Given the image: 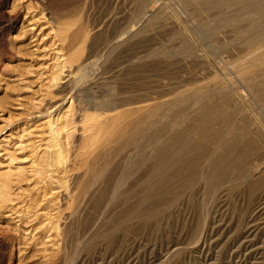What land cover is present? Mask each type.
I'll return each instance as SVG.
<instances>
[{
  "label": "rangeland",
  "instance_id": "1",
  "mask_svg": "<svg viewBox=\"0 0 264 264\" xmlns=\"http://www.w3.org/2000/svg\"><path fill=\"white\" fill-rule=\"evenodd\" d=\"M22 1L24 2L22 3ZM30 1L31 3L29 4L32 6V9H30L29 11L24 10L22 6L24 5L26 6L27 3ZM30 1L29 0L28 1L27 0H21V1L20 0H11V1L10 0H0V3H1L0 4V8H1L0 9L1 10L0 11V38L3 37L2 39H0V67H1L0 69V104H1L0 105V125H1L0 126L1 127L0 128V175L1 174L3 175V173L8 170L10 171L11 175L13 172V175L11 178L12 184L10 183V187L8 188L9 190L7 189L4 192L5 198L2 196L1 191H0V199H1L0 200V214H3V216L0 215V228L2 227L0 230V235H1L0 243L2 242L0 245V258H1L0 264H4V263L5 264H55V263L56 264H264V191H263L264 186L259 187V183L256 184L257 180L258 182L264 180V174L262 175L260 179H256V180L255 179L251 180L250 178L246 179L247 177H244L246 174L245 170H248L249 168H253L255 165H258L260 163H264V155H263L264 154V148H263L264 147L263 145L264 144V140H263L264 139V107H263L264 106V86H263L264 76H261L259 74L260 71H262L260 70L261 68L259 67L258 68L253 67V69L249 73L244 75L245 77L243 75L238 74V70L241 69V68H238L240 66V63H238V59L244 56V54L247 51V46L244 44L245 35L239 33V29L243 27L244 25H247L245 24L247 23V21L244 20L240 22L239 24H237V26L228 27L226 29H223L222 31H220L221 26H219L221 24V21H223V19L225 18L227 19L231 15V12L233 13L239 12L241 10V6H237L233 9H228V10L227 8H212L211 7L208 10L207 4L208 3L212 4L215 0L214 1L213 0L211 1L210 0H152V1L148 0L147 3H145L146 0H78V1L77 0L76 1L66 0V2L65 0H56V3L55 2L53 3V0H50V1L49 0H41V1L30 0ZM139 1H140V4H139ZM17 2H19L20 4ZM75 2H76V5L74 4ZM68 3L71 5H75L76 8L74 6L69 5ZM49 4L51 5V7H49ZM17 5L19 6V8L17 7ZM35 5L36 6L38 5V7H36ZM67 5H69V8ZM71 7H74V9L78 13ZM80 7L82 9H80ZM138 7H140V9ZM143 7H147V8L154 7L153 16L147 14L146 16L142 18L141 9H143ZM77 8L79 9L77 10ZM34 10H37V12ZM83 10L84 12H82ZM53 11H55L56 13ZM60 11H63V12L60 13ZM2 12L5 14H3ZM75 13H76V16H75ZM38 14L39 15L43 14L41 18L40 16L38 18L40 19L39 21H41L40 23L39 21H37L38 19H36L38 17L37 16ZM67 14L68 16H66ZM15 15L17 17H15ZM22 16L24 18L26 17L27 18L24 19ZM60 16H62V18ZM54 17L61 18L60 21L62 20L63 21V22L61 21L62 23H64L65 21L66 24H68L71 21L69 23L70 25H68L69 34H73L77 30L79 31L81 30V33H82L81 37L75 41V43L73 44V47L71 48L72 50H70L69 53L65 49V43L58 40L59 39L58 36L60 35V32L58 30L59 24L57 23V20H55ZM217 17H220V18H217ZM11 18L13 20H11ZM45 18H46V21L44 20ZM48 19L50 21H48ZM216 21L217 23L218 22L219 23L217 24ZM31 22L34 24H37L34 29H30L31 28V27L29 28L30 25H27ZM20 23L22 24L20 25ZM45 24L47 26H45ZM77 24L79 25L82 24V26L84 25L85 27L80 26L82 27L81 29L79 25ZM213 24L215 27L213 26ZM24 26L26 27L24 28ZM77 27H79V29ZM18 28H20L22 32H20V29ZM28 28H29L30 34L27 32ZM55 28H57V31ZM48 29L50 30L52 29L53 31L51 30L52 31L51 32ZM262 29H263L262 27H258L256 29V32H259ZM41 31H42V34H41ZM45 31L47 32L48 35L45 34L44 36V33H46ZM20 33L22 34L20 35ZM51 33L53 34L56 33L54 35L55 36L57 35V37H55ZM86 33H87V36L86 38H84ZM222 33L224 34L222 35ZM18 35L20 36L19 39L17 37ZM33 35L34 36L36 35L35 38ZM90 38L91 40H89L90 41L89 43L88 39ZM38 39H41V40H38ZM50 43H53L54 45L58 44V47L56 45L54 46L53 44H52L53 46L52 47ZM83 45H85L86 47L85 48L82 47ZM23 48H25V50ZM41 48L42 50H40ZM56 49L59 51H56ZM60 50H63L62 52L64 54L67 52L68 55H72L71 65L75 69L72 66H70V64L66 63L63 69L64 71V76H62L63 80L61 82L62 84L64 83L63 84L64 86L66 85L67 89L65 88L64 90L63 89L64 86L60 82L58 86H60V88L63 87L62 90L58 86L51 87L49 90L51 91L49 93L52 94L53 100L55 101L50 100L51 98V97L49 98L50 94L48 97L45 98L46 100H44L43 96H41L40 94L43 95L44 93L42 92L44 90H47V88L51 86V83L49 84V81H50L49 79H50L51 73H53V68L56 66V63H57L56 57L60 53ZM76 52H78L77 55L74 54ZM87 56L91 58L92 60H90ZM50 57L52 59H55V62L54 60L52 61ZM83 58L88 59L85 65L87 66L86 71L88 73V76H87L88 79L86 78V79L81 80L80 77L82 75L83 68L82 69L76 68V64L77 62L80 63L79 61H81ZM72 63H75V64H72ZM94 63H96L97 65ZM38 66H41V67H38ZM50 66H51V69L49 68ZM15 67L17 69H15ZM89 68H91L90 71H89ZM34 70L36 71V73ZM70 72L71 74L68 75ZM27 73H28V76L26 75ZM32 73L35 75H33ZM42 75L45 77H42ZM47 75L48 76L50 75V76L47 77ZM42 78L43 79L45 78V79L43 80ZM33 80H34V84H33L34 87L33 85H31L33 83ZM39 80L42 82L41 83L38 82ZM216 82L221 83L222 87L220 89L213 88ZM42 83L44 86H41ZM46 83L48 84V86L46 85ZM46 86L47 88H45ZM78 87H79V90H78ZM203 87H204V90L206 87V91L203 90ZM35 88L37 91L35 90ZM24 89H26L27 91ZM33 91H36L35 96H34ZM61 91H64L63 92L64 95L67 94L68 91L70 93L68 92L69 94H67V96L65 95L66 97L63 96V98H65L63 99L61 98L62 97L61 94H63L61 93ZM72 92L73 94L71 95ZM54 93H56V96ZM76 93H79V94H76ZM73 96L75 97V99L72 98ZM55 97H57L58 100ZM70 98L74 100L72 106L75 107V109L73 110H72L73 107L69 108V106L71 105ZM81 98L85 102L83 101L81 102ZM62 99L65 100L64 101L65 104L63 107L64 109H62V111L66 109H70L72 111L71 112V111L66 110V112L63 111L62 114L65 116L64 113H66L67 118L69 117L68 113L69 115H71V113L74 114L73 119L75 122L71 125V127L70 126L69 127L71 128V130L75 132H74L73 138H69L68 140L65 134H64L65 136L63 135L62 137V140H65L66 138V141H62V142L65 143L64 146L66 145L65 147L68 151V155H69L68 156L69 157L68 166L69 167H67L66 171H62V168L60 167L58 168L53 165L54 168L58 170L56 172V169H53V166L52 167L49 166L51 162V158H49L50 157V150H49L50 145H48L50 144V140H49L50 136L49 134H46L47 129L45 128L46 129L45 130L43 127H41L42 126L40 124L41 121L35 120L33 122L31 118H29L28 111L32 110L34 113L43 112L49 107L47 103L49 102L55 103ZM33 100H36L37 102L40 100L39 103L41 104L42 102L43 105H40V104L38 105L35 101H34L35 103L33 102L32 104ZM66 100L68 101L66 102ZM225 100H227V102ZM28 102H30L32 105L28 104ZM147 102H154L157 107V113L152 120H149V119L144 120L145 119L144 118L142 119L143 121H141V119H137L139 117L137 116V114L135 113L132 114L131 112L130 113L128 112L126 114L128 115L130 114L129 115L130 118L128 115H126L124 119L125 122H123L122 125L125 124L126 127H128L129 129H126L125 125L122 127V125L119 124V126H116V129L118 130L117 132H115L116 130L113 132L112 131L113 129L111 130L112 133L109 132L110 130L108 131L110 134L107 131H105L108 133L107 135H109L110 140L107 139L108 137L107 135H104V132L103 134H101V139L102 138L104 139V141L101 140V143L105 142L106 139L107 141H110L109 144L107 141H106L107 143H105L106 147L107 145H109L108 147L109 150L105 151L106 148L103 147L104 149L103 151H101L102 149L99 148V150L101 149L100 152L99 150L97 151L99 154H97V152L94 151L89 155L88 157L89 159L87 158L88 155L86 153H83L80 150L81 149L80 147L83 146L84 141H85V140L82 141V138L84 137L85 139L84 135L87 134V132L84 134V130L82 129L83 127H81L83 126V120L81 121L82 124L80 122V119H83L82 115L84 113L88 112V114H92L93 112H95L93 114L96 116V113L100 112L101 113L100 118L102 120L104 119L102 118L104 114H109V113L111 114L113 112L120 111V109L122 110L125 108H130V107L132 108L135 105L144 104ZM228 102L230 104H227ZM27 105L31 106L32 109H30V107H28ZM45 106H48V107L43 108ZM17 107H20L21 109L23 107V109L21 110ZM37 107H39V109ZM224 107H226V109H224ZM25 109H26L27 114L25 113ZM206 109H214L215 111H220V112L227 111L228 112L229 117L231 119L230 120L231 123L228 124L230 125L228 128L227 126L223 127L225 130L224 132L228 131V129L230 128L228 131L229 133L227 132L228 135L226 136V138L228 137L227 138L228 142L226 143L227 144L229 143L228 145L234 146L236 151L233 148L234 150H231V151L222 150L221 152L218 150H213L214 149L212 147L213 145L211 143H208L207 141H204L202 143V137L199 131H202L204 124L201 122L202 119L200 120L199 116ZM128 110L130 109H126V111ZM32 111L30 113H33ZM98 113L97 115L99 116L100 113L99 114ZM160 113H162L163 115ZM165 113L168 115H166ZM23 114L25 115L23 116ZM231 114L234 115V117L233 116L231 117ZM244 114L247 116H245ZM63 115H62L63 119L61 120V125L64 123V126L66 125L65 127H67V124L65 123L67 118L64 119ZM77 115H79L80 117ZM238 115L240 117H238ZM25 116H27L29 119ZM159 116H164V117L160 118ZM181 116L182 118H180L181 119L180 120L179 117ZM131 117L134 118V120L136 119L134 123H133L134 120L132 121ZM126 118L128 119L127 122H126ZM244 118L246 119V122ZM78 119H79V122H78ZM137 120L138 121L140 120L141 122L140 121L139 122L141 124H139V122L136 123ZM147 120L149 121L147 122ZM27 122H29L30 124ZM143 122L148 123V125L146 124L144 125ZM149 123L153 127L152 128L150 126L151 129H153V130L149 129L150 132L148 130V128H150ZM177 123L178 125H176ZM133 124H134V127H133ZM137 124L141 126H136ZM152 124H155V125L153 126ZM221 124L225 125L220 120V121H216L215 123L209 124L210 125L209 127L210 129L217 130L219 129L217 125L221 126ZM32 125L33 126L35 125L34 127L36 130L32 127ZM73 125H78L76 126L78 129L80 125L81 128L78 130ZM72 126L75 127V129ZM142 126H143V129H142ZM213 126H215L216 128ZM246 126L247 128H249L248 130L251 129L250 130L252 131L251 136L250 134H248V136L247 135L245 136ZM257 126L258 127L260 126L259 127L260 129ZM39 127L43 129L42 130L43 133L41 132V129H39ZM136 127L137 129L139 128L142 129V131L144 130V127H145L148 133L146 130L143 131L144 133L146 131L145 133L146 135L141 130H140L141 133L137 129L133 130ZM232 127L234 131L231 129ZM32 128L34 130H32ZM185 128L187 131L185 130ZM240 128L242 129L240 130ZM64 129L63 131L65 132ZM81 129H82V132H81ZM256 129H259L260 132L257 131ZM24 130H27L28 132L31 131L32 133H30V135L26 134L27 132L25 131L26 132L25 133ZM123 130L125 131L123 132ZM136 130L138 131V133L136 132ZM131 131H135V132L133 133ZM190 131H192V135ZM193 131L195 135L193 134ZM261 131L263 132V134H261L262 133ZM254 132L255 133L259 132V133L252 134ZM80 133H83L81 134V136L83 135L82 137L80 135L78 136V134ZM124 133H128L129 136L132 135V138H130L131 136L129 137L127 136V134L125 135ZM32 134L33 136H31ZM112 134H115V135L111 136L112 138H110V135ZM19 135H20V138L23 136L22 138L23 141H20V142L23 144H25L24 142H26V145H25L26 147H24L23 144L19 142V140H22L19 138ZM43 135H46V136L44 137ZM160 135L162 136L161 138H160ZM174 135L175 137L181 136L182 138H184L185 142L186 143L189 142V144L190 143L192 144L194 141H197L194 143L200 144L201 149L199 148L196 150V152L194 151V153L193 152L190 153L192 156V159L189 153H188L189 156L187 154L180 155V156H177L180 160H178L179 162H177L176 165L175 164L172 165V162H171L168 166L167 163L170 159L169 155L171 152L166 151V149H167V146H170V144L175 140ZM240 135L242 138L240 137ZM41 136L45 139V141L49 140L48 141L49 143L47 141L45 142ZM104 136H106L107 138H104ZM135 136H137V138ZM155 136L156 137L159 136L157 138L160 141ZM197 136L198 137L200 136L201 139L198 138ZM254 137L259 139V140H256L257 145L250 144V139L252 141V138ZM129 138L131 140H129ZM246 138L247 139L249 138V139L247 140ZM260 138H262V140ZM124 139H127V140H124ZM147 139L149 140V142H147L148 141ZM240 139H241V142L239 141ZM243 139L246 141V143L244 142ZM170 140H173V141H171L170 143ZM242 140L244 143L242 142ZM235 141H236V146H235ZM44 142L46 144H44ZM71 143L76 148L79 145L78 149L79 148L80 149L79 150L77 149L76 151V148L72 147ZM201 143L206 145V147L204 145L201 146ZM29 144H30V147H29ZM244 144H247V145H244ZM138 145H140L141 147ZM153 145L155 146L153 147ZM258 145H260L259 146L260 148L258 147L259 149L257 148ZM17 146H19V148L20 146H23L22 148L24 149V152L22 148L18 149ZM44 146L47 147L46 150L48 149V153L44 149L45 148ZM178 146L184 147L182 143H180V145ZM142 147L143 149H141ZM12 149H15L14 152ZM37 149L39 152L37 151ZM136 149H137V152H136ZM145 149H146V152L144 151ZM202 149H204L205 153L204 151H202ZM83 150L84 152L87 151L85 149ZM207 150H210L211 153H209V151L207 152ZM253 150L254 152H252ZM257 150L261 152L260 153L255 152ZM19 151L22 153H20ZM4 152H8V153L6 154ZM41 152L44 154L47 153L45 154L47 156L43 154L41 155ZM76 152H79V155ZM95 152L96 154H94ZM105 152L106 154H104ZM246 152H249V154H247ZM70 154H71V157H70ZM75 154H77L78 157L80 156V158H82L81 157L82 155H85V156L87 155L85 159L87 158L86 160L88 161L85 162L84 160H82V162L84 161V163L87 164L92 160L91 161L92 163H89L90 166L88 164L85 166L84 164L85 167H82V165L80 167L79 162H81V160L80 158H78L80 161L77 160V155L75 156ZM258 154H260L261 157ZM7 155L9 159L7 158ZM199 155L202 157L200 158ZM232 155L235 157V159L234 157H232ZM256 155L259 157H257ZM74 156L76 158H73ZM105 156L107 158H110V166L106 168L105 166L109 165L108 163L109 161L107 162L108 159ZM126 156H127V159H126ZM193 156L195 158H193ZM99 157L101 158V160ZM182 157L184 158V160H182L183 159ZM197 157H199V159ZM237 157L238 159H236ZM25 158H28V159H25ZM43 158H45V160L47 161H45ZM92 158H94L95 161ZM102 158L104 160H102ZM219 158L223 159L222 167L224 168L216 167L217 165L213 164L214 163L213 160L216 161ZM239 158H241L240 163H239ZM13 159H15L16 161H14ZM37 159H39L38 160L39 162L37 161ZM157 159L161 163L156 161ZM243 159H245V161H242ZM259 159L263 162H261ZM24 160H27V161H24ZM96 160L100 162L98 163V161ZM192 160H195L196 163L195 161L194 163H192L193 162ZM224 160L225 161L227 160V161L225 162ZM228 160H231V161H228ZM70 161H72V163ZM189 161L191 162V164L188 163ZM200 161L202 164L200 163ZM41 162L43 164H40ZM45 162H47L49 165ZM152 162L153 163L156 162L155 164L159 163V166L156 168V171L158 172L154 171L155 174L154 173L151 174L152 172L151 169L153 165ZM224 162L226 163V165ZM231 162L233 163L231 164ZM241 162H243L244 165L246 164L245 165L246 167H243V164L240 165ZM7 163H9L8 167H7ZM91 164L93 165L96 164V166H93V165L91 166ZM17 165L19 166V168L22 167L21 169L23 170V173H24L22 177L24 178L22 177L20 178L18 176L16 177V174H17L16 168L18 167ZM26 165L27 167L29 166L27 169L25 167ZM46 165H48L49 167ZM161 165H162V168H160ZM213 165H215L216 168ZM233 165H237L236 169L239 168L238 169L239 171L236 169H233L234 170L233 172L230 171L232 169L229 170L231 173H233L232 175L235 177L233 180L231 179L232 175L230 174H228L229 176L227 175V173H230L229 171L224 173L225 180L221 181L222 183L220 185L217 182H215L214 179L208 177V175L213 173L214 170H217L218 168L223 170L225 169V166L232 167ZM101 166H104V168ZM166 166H167V169H166ZM207 166L209 167V169ZM241 166L243 167L242 171H240V168H242ZM40 167L44 169L43 170L44 174ZM89 167H91L92 173L96 171L93 174L97 175L98 178L100 177L99 179L97 177H94V175L90 173L91 172L90 170L89 175H92L94 177L91 180L92 176L88 175V170H87V169H90ZM92 167L94 168L96 167V169L97 167H99L101 168L103 172L101 173V170L99 168L98 169L100 171L99 170L97 171L96 169H93ZM129 167L131 168L129 169ZM172 167L174 168V170H176L177 173H175ZM193 167H195L194 170L197 171V173L195 171H194L195 173H193ZM84 168L85 169L87 168V169L85 170ZM28 169H29V172L27 171ZM35 169L37 171H35ZM103 169H105V171ZM168 169L170 172L172 171L171 174L169 173ZM180 169L182 170V172L184 170V172L185 173L187 172V173L182 174ZM1 170L3 173L1 172ZM46 170L49 171L48 174ZM70 170H72V173ZM84 170L86 171L88 177L85 174ZM59 171L62 173L64 172V173L60 174ZM125 171L127 173H125ZM163 171H167V172H163ZM173 171L175 173V176L177 175L176 176L177 178L173 177L172 175L174 174ZM199 171H200V176H198ZM25 172L27 173L25 174ZM98 172H100V174L102 175H100ZM189 172H191V175L189 174ZM234 172L239 175V178L241 177L242 178L241 179L237 178L236 176L238 175L234 174ZM83 173L85 174V176L83 175ZM31 174L35 175V176L33 175L35 179H33ZM162 174L163 176L165 174V176L163 177L164 179L161 177ZM187 174L189 175V177H187L188 176ZM178 175L180 176L182 180L178 178L179 177ZM183 175H185V177ZM171 176L174 180L171 178ZM29 177H30L29 179L30 181L27 180ZM117 177H119V179L122 178V181L126 178L123 181L124 183L126 182L125 183L126 185L122 186L124 185V183L121 180H119ZM165 177H167V179ZM168 177L171 179H168ZM186 177H187L186 180H188L187 182H190L193 179L190 177H194V179L192 180L195 182L194 184L195 185L197 184L196 186H198V184L200 183V185L198 187H196L195 185L191 186L190 184L185 182L186 180L184 178ZM13 178L15 179L14 180L15 184H13ZM31 178L33 180H31ZM53 178H55L56 180L58 179V180L56 181ZM87 178H89L90 180ZM96 178L99 181L98 183L99 187L97 186V183L95 182L97 181ZM110 179L112 181H110ZM161 179H162V182L163 181L165 182V184L162 186H161L162 182H160ZM198 179L200 180L198 181ZM210 179L211 181L212 180L213 181L211 182ZM115 180L116 181L119 180L118 182H121V184L122 183L123 184L121 185ZM139 180L141 182H139ZM234 180L237 181V183H235ZM90 181L92 182V185L90 184L91 183ZM108 181H110V183ZM240 181L244 183L242 182L240 183ZM251 181H253L252 184H251ZM93 182H95L94 184L96 186L93 184ZM166 182L167 184H170L171 186H174V187L172 188L170 185H167ZM233 182L235 183V185ZM107 183L110 186H107L108 185ZM112 183H115V184L118 183V184L115 185ZM179 183H181V185H179ZM253 183L255 184L256 187L254 189H250ZM119 184L121 185L120 187L117 188L119 191L116 190V188L113 189V187H117V185L119 186ZM158 184L160 185L158 186ZM12 185H15V186L13 187ZM87 185H90V186H87ZM93 185L95 187H93ZM100 185H102V187H100ZM150 185H153L154 188ZM166 185L172 188V189L169 188L172 192H170V190L167 191L168 187H166ZM175 185H177L178 189H180V193H179V190H177V187ZM247 185L250 187H248ZM81 186H83V188H80L78 190L75 188V187L79 188ZM89 187L92 188V189L90 188L92 191L93 189L96 188L94 194L91 193L92 191L89 189ZM158 187H161V188L159 189ZM163 187L165 189H162ZM100 188H103L104 190ZM121 188L122 189L124 188V189L121 190ZM132 188L133 189L135 188V190L136 189L137 190L133 191ZM189 188H191L192 190L191 189L189 190ZM260 188H261V191H260ZM85 189L87 190L86 192H85ZM151 189L153 190L155 189V191L153 190L151 191ZM161 189H162V192H161ZM83 190L85 193L84 192L81 193ZM106 190L107 191L115 190L118 193L112 192L114 194L112 195L111 192L110 194L108 192L107 194ZM125 190L126 191L130 190L131 192L130 191L128 192L130 193L131 196ZM123 191H124V194L127 193L125 194L127 196L125 197L122 196L124 195ZM184 191H185V196H184ZM189 191H190V194H189ZM192 191H196V192L192 193ZM87 192L88 193L90 192V193L86 194ZM151 192L154 193L155 196L151 197L153 195ZM181 192L184 198L182 196H179L181 195ZM169 193L170 194L172 193L173 195L175 194L176 197L175 195L173 196L172 194L170 195ZM77 194H80V195H77ZM115 194L119 196L117 197V195ZM159 194H162V195H159ZM108 195H109V198L106 197ZM110 195H112L113 197ZM144 196H146L145 198H147L145 201H143L145 199ZM158 196L159 197L162 196V197L158 198ZM195 196H197V198ZM51 197L52 198L54 197L53 199L55 200H53ZM122 197L124 198L122 199ZM99 198L101 200L103 198V201L106 200L105 203L99 200ZM127 198L128 199L130 198V199L128 200ZM141 198L142 199L144 198L142 202H140ZM72 199H75V200H72ZM113 200H115L116 202ZM138 201L140 202V204L138 203ZM165 201L167 203H170V208L168 204H167L168 206L165 205L164 203ZM177 201L178 202L180 201V202L178 203ZM73 202H75L74 205L72 204L74 207H72L71 205V203ZM174 202L177 204H175ZM50 203H52L53 205ZM99 203L100 204L102 203L101 206L103 205L101 209H100L101 206L99 205ZM141 203H143L144 205H142ZM4 205H7L6 207L9 208L10 210L7 209ZM135 205L139 209L141 208L140 211L138 208H135L136 207ZM139 205H141V207H139ZM3 209L4 210L6 209V210L4 211ZM135 209H137L139 212L136 211ZM12 210L13 211L15 210V211L13 212ZM133 211L134 213H132ZM6 214L9 216L5 217ZM50 220L52 222H50ZM48 221L50 222V224ZM60 225H62V228ZM38 226H40V229ZM49 228H51L52 230L51 229L49 230ZM58 233L59 235H57ZM63 234L65 235L63 236ZM11 241L13 242L11 243ZM174 249H177V251L174 252Z\"/></svg>",
  "mask_w": 264,
  "mask_h": 264
},
{
  "label": "bare ground",
  "instance_id": "2",
  "mask_svg": "<svg viewBox=\"0 0 264 264\" xmlns=\"http://www.w3.org/2000/svg\"><path fill=\"white\" fill-rule=\"evenodd\" d=\"M11 1V0H10ZM21 1V0H20ZM28 1V0H27ZM30 1V0H29ZM33 1V0H32ZM39 1H41V0H39ZM50 1V0H49ZM76 1V0H75ZM78 1V0H77ZM150 1H152V0H150ZM211 1V0H210ZM214 1V0H213ZM24 1H22V3H23ZM56 3V0H53V3ZM65 2H66V0H65ZM70 2V1H69ZM143 2H145V1H143ZM148 2V0H146V2L145 3H147ZM190 2V1H189ZM197 2V1H196ZM208 2V1H207ZM16 3V2H15ZM17 3H19V2H17ZM26 3V2H25ZM29 3H31V1L30 2H28L27 3V5L25 6H22L23 8H24V10H26V11H29L30 9H32V6L29 4ZM35 3V2H34ZM71 3V2H70ZM73 3V2H72ZM79 3V2H78ZM1 4V3H0ZM4 4V3H3ZM20 4V3H19ZM18 4V5H19ZM69 4V3H68ZM75 5H76V2L74 3ZM139 4H140V1H139ZM11 5V4H10ZM15 5V4H14ZM17 5V7L19 8V6ZM22 5V4H21ZM54 5V4H53ZM69 5H71V4H69ZM69 5H67L68 6V8H69ZM75 5H71V6H74L75 8H76V6ZM78 5V4H77ZM149 5V4H148ZM16 6V5H15ZM36 6V5H35ZM64 6V5H63ZM66 6V5H65ZM143 6H144V4H143ZM237 6H241V10L239 11V12H236V13H233V12H231V15L230 14H228V15H230L227 19L225 18V19H223V21H221V24L219 25V26H221V30L220 31H222L223 29H226V28H228V27H235V26H237V24H239L240 22H242V21H247V23H245V24H247V25H241V26H243V27H241L240 29H239V33H241V34H243V35H245V40H244V44L247 46V51H246V53L244 54V56H242V57H240L239 59H238V63H240V66L238 67V68H241V69H239L238 70V74L239 75H246L247 73H249L252 69H253V67H256V68H261L260 70H262V71H260V75L261 76H264V0H215L212 4H207V9L209 10V8H227V10L228 9H233V8H235V7H237ZM36 7H38V5L36 6ZM46 7V6H45ZM47 7H48V5H47ZM49 7H51V5L49 4ZM74 7H71V8H73L74 9ZM84 7V6H83ZM139 9H140V7H138ZM199 8H200V6H199ZM1 9V8H0ZM10 9V8H9ZM12 9V8H11ZM34 9V8H33ZM50 9H52V8H50ZM49 9V10H50ZM72 9V10H73ZM79 8H77V10H78ZM80 9H82L81 7H80ZM110 9V8H109ZM156 9V8H155ZM163 9V8H162ZM75 10V9H74ZM85 10V9H84ZM84 10L82 11V12H84ZM142 10V13H141V16H142V18L144 17V16H146L147 14L148 15H151V16H153V14H154V7H151V8H147V7H143V9H141ZM211 10V9H210ZM222 10V9H221ZM225 10V9H224ZM236 10V9H235ZM1 11V10H0ZM14 11H15V9H14ZM34 11H36L37 12V10H34ZM51 11V10H50ZM76 11V10H75ZM74 11V12H75ZM79 11H81V10H79ZM4 12H6V11H4ZM24 12V11H23ZM35 12V13H36ZM53 12H55V11H53ZM61 12H63V11H60V13ZM77 12V11H76ZM223 12H225V11H223ZM228 12V11H227ZM3 13V12H2ZM10 13H11V11H10ZM40 13V12H39ZM43 13V12H42ZM56 13V12H55ZM78 13V12H77ZM229 13V12H228ZM3 14H5V13H3ZM14 14V13H13ZM21 14H22V12H21ZM24 14V13H23ZM27 14H28V12H27ZM34 14V13H33ZM47 14V13H46ZM63 14V13H62ZM64 14H65V12H64ZM42 15L43 14H41V15H37L38 17L36 18V19H38L39 18V16H40V18L42 17ZM49 15V14H48ZM48 15H46V16H48ZM82 15V14H81ZM120 15V14H119ZM20 16V15H19ZM50 16V15H49ZM66 16H68V14L66 15ZM75 16H76V13H75ZM79 16V15H78ZM135 16V15H134ZM163 16V15H162ZM213 16V15H212ZM217 16V15H216ZM15 17H17L16 15H15ZM14 17V18H15ZM23 17V16H22ZM24 17H25V15H24ZM23 17V18H24ZM31 17V16H30ZM43 17H45V16H43ZM55 17H56V15H55ZM54 17V18H55ZM61 18H62V16H60ZM27 18V17H26ZM26 18H24V19H26ZM58 18V19H57ZM57 18H55V20H57V23L59 24V27H58V30H59V32H60V35L58 36L59 37V39L58 40H60L61 42H64L65 43V49L68 51V53L70 52V50H72L71 48L73 47V44L75 43V41L78 39V38H80L81 37V30L79 31V30H77V31H79V32H74L73 34H69L68 32H69V26L68 25H70L69 23L71 22H69L68 24H66L65 23V21H64V23H62L61 21H60V19L61 18H59V17H57ZM147 18V17H146ZM145 18V19H146ZM158 18V17H157ZM217 18H220V17H217ZM8 19V18H7ZM49 19H50V17H49ZM48 19V21H50ZM77 19H79V18H77ZM141 19V18H140ZM144 19V20H145ZM11 20H13L12 18H11ZM10 20V21H11ZM29 20V19H28ZM40 19H38L37 21H39ZM45 21H46V18L44 19ZM51 20H52V18H51ZM63 20H64V18H63ZM67 20V19H66ZM142 20V19H141ZM152 20V19H151ZM33 21V20H32ZM44 21V22H45ZM69 21V20H68ZM77 21V20H76ZM218 21V20H217ZM217 21H216V23H217ZM219 21H220V19H219ZM17 22V21H16ZM24 22V21H23ZM30 22V21H29ZM41 21H39V23H40ZM80 22V21H79ZM138 22V21H137ZM144 22H146V21H144ZM199 22V21H198ZM209 22V21H208ZM28 23V22H27ZM26 23V24H27ZM39 23H38V25H39ZM46 23V22H45ZM50 23V22H49ZM52 23V22H51ZM106 23V22H105ZM215 23V22H214ZM219 23V22H218ZM217 23V24H218ZM7 24V23H6ZM11 24V23H10ZM22 23H20V25H21ZM25 24V25H26ZM43 24V23H42ZM48 24V23H47ZM72 24V23H71ZM141 24V23H140ZM147 24V23H146ZM145 24V25H146ZM205 24V23H204ZM208 24V23H207ZM20 25H19V27H20ZM27 25H30L29 26V28L30 29H34L35 27H36V25L37 24H34V23H29V24H27ZM51 25V24H50ZM77 25H79V24H77ZM134 25V24H133ZM4 26V25H3ZM43 26V25H42ZM45 26H47L46 24H45ZM55 26V25H54ZM80 26H82V24L81 25H79V27ZM84 26V25H83ZM82 26V27H83ZM213 26H214V24H213ZM245 26H246V28H245ZM22 27V26H21ZM26 26H24V28H25ZM79 27H77L78 29H79ZM82 27H80L81 29H82ZM85 27V26H84ZM215 27V26H214ZM258 27H262L263 29L261 30V31H259V32H256V29L258 28ZM29 28H28V30H27V32L29 33ZM41 28V27H40ZM43 28V27H42ZM53 28V27H52ZM117 28V27H116ZM219 28V27H218ZM15 29V28H14ZM18 29H20V28H18ZM38 29V28H37ZM56 29V31H57V28H55ZM114 29V28H113ZM144 29V28H143ZM9 30V29H8ZM16 30V29H15ZM26 30V29H25ZM48 30H50V29H48ZM52 30V29H51ZM50 30V31H51ZM127 30V29H126ZM32 31V30H31ZM36 31V30H35ZM53 31V30H52ZM51 31V32H52ZM86 31V30H85ZM238 31V30H237ZM10 32V31H9ZM9 32H7V33H9ZM18 32H19V30H18ZM20 32H22L21 31V29H20ZM37 32H38V30H37ZM40 32V31H39ZM46 32V31H45ZM82 32H83V30H82ZM88 32V31H87ZM93 32V31H92ZM216 32V31H215ZM5 33V32H4ZM26 33V32H25ZM27 33V34H28ZM33 33V32H32ZM232 33V32H231ZM22 33H20V35H21ZM26 34V35H27ZM30 34V33H29ZM28 34V35H29ZM41 34H42V31H41ZM45 34H47V32L46 33H44V36H45ZM51 34H53V33H51ZM54 34H56V33H54ZM53 34V35H54ZM224 33H222V35H223ZM4 35V34H3ZM26 35H24V36H26ZM48 35V34H47ZM209 35V34H208ZM214 35V34H213ZM233 35V34H232ZM2 36V35H1ZM23 36V35H22ZM34 36V35H33ZM32 36V37H33ZM36 36V35H35ZM35 36H34V38H35ZM38 36V35H37ZM55 36V35H54ZM86 36H87V33H86V35H85V37H84V35H83V37L84 38H86ZM128 36V35H127ZM18 37V39H19V35L17 36ZM52 37V36H51ZM55 37H57V35L55 36ZM109 37V36H108ZM107 37V38H108ZM189 37V36H188ZM244 37V36H243ZM3 38V37H2ZM2 38H0V39H2ZM13 38V37H12ZM22 38V37H21ZM46 38V37H45ZM115 38H117V37H115ZM217 38V37H216ZM36 39H37V37H36ZM49 39V38H48ZM189 39V38H188ZM244 39V38H243ZM242 39V40H243ZM16 40V39H15ZM30 40V39H29ZM31 40H32V38H31ZM38 40H41V39H38ZM51 40V39H50ZM49 40V41H50ZM89 40H91V38L90 39H88V41ZM224 40V39H223ZM45 41V40H44ZM29 42V41H28ZM37 42V41H36ZM43 42V41H42ZM46 42H47V40H46ZM86 42V41H85ZM39 43V42H38ZM41 43V42H40ZM57 43H59V42H57ZM88 43V42H87ZM89 43H90V41H89ZM51 44V46H52V44L53 43H50ZM50 44H49V46H50ZM85 44V43H84ZM42 45V44H41ZM47 45H48V43H47ZM54 45V44H53ZM56 45V44H55ZM54 45V46H55ZM61 45V44H60ZM221 45V44H220ZM241 45V44H240ZM37 46V45H36ZM39 46V45H38ZM46 46V45H45ZM57 47H58V44L56 45ZM78 46V45H77ZM40 47V46H39ZM42 47V46H41ZM53 47V46H52ZM56 47V48H57ZM82 47H86L85 45H83ZM91 47V46H90ZM48 48V47H47ZM76 48V47H75ZM83 48V49H84ZM116 48V47H115ZM188 48V47H187ZM186 48V49H187ZM198 48V47H197ZM242 48V47H241ZM24 50H25V48H23ZM31 49V48H30ZM53 49V48H52ZM59 49V48H58ZM92 49V48H91ZM40 50H42V48L40 49ZM64 50V49H63ZM63 50H60V53L57 55V57H56V61H57V63H56V66L53 68V73H51V76H50V81H49V84L51 83V86H49L48 88H47V86H48V84L46 83V87L45 88H47V90H44L42 93H44L43 95L42 94H40L41 96H43V99L44 100H46L45 98L46 97H48L49 96V92H51V91H49L50 90V88L51 87H55V86H58L59 84H60V82L63 80V77L62 76H64V71H63V69H64V67H65V65H66V63H68V64H70V66H72L71 65V60H72V55H68V53L66 52L65 54L62 52ZM27 51V50H26ZM56 51H59V50H57L56 49ZM55 51V52H56ZM78 51V50H77ZM188 51V50H187ZM51 52H53V51H51ZM54 52V53H55ZM37 53V52H36ZM77 53L78 52H76V53H74V54H76L77 55ZM83 53H84V51H83ZM189 53V52H188ZM24 54V53H23ZM39 54V53H38ZM44 54V53H43ZM42 54V55H43ZM49 54V53H48ZM224 54H225V52H224ZM29 55V54H28ZM33 55V54H32ZM37 55V54H36ZM84 55V54H83ZM87 55V54H86ZM105 55V54H104ZM41 56V55H40ZM49 56V55H48ZM48 56H47V58H48ZM51 56V55H50ZM54 56H56V55H54ZM18 57V56H17ZM45 57V56H44ZM43 57V58H44ZM84 57H86V56H84ZM88 57V56H87ZM30 58V57H29ZM41 58V57H40ZM51 58V57H50ZM77 58V57H76ZM89 58V57H88ZM136 58V57H135ZM224 58V57H223ZM227 58V57H226ZM39 59V58H38ZM42 59V58H41ZM52 59V58H51ZM78 59V58H77ZM90 60H92L91 58H89ZM233 59H234V57H233ZM54 60V62H55V59H52V61ZM100 60V59H99ZM202 60H203V58H202ZM87 61H88V59H85V58H83L81 61H79L80 63H78L77 62V64H78V66H77V64H76V68H78V69H82V75H81V80L82 79H86L87 78V76H88V73H87V71H86V68H87V66H85L86 65V63H87ZM51 62V61H50ZM95 62V61H94ZM98 63V62H97ZM29 64V63H28ZM53 64V63H52ZM51 64V65H52ZM72 64H75V63H72ZM94 64H96V63H94ZM202 64V63H201ZM237 64V63H236ZM24 65V64H23ZM97 65V64H96ZM205 65H207V64H205ZM25 66V65H24ZM29 66V65H28ZM19 67V66H18ZM38 67H41V66H38ZM73 67V66H72ZM71 67V68H72ZM89 67V66H88ZM228 67V66H227ZM4 68V67H3ZM30 68V67H29ZM44 68H45V66H44ZM50 69H51V66L49 67ZM74 68V67H73ZM94 68V67H93ZM207 68H208V66H207ZM217 68V67H216ZM0 69H1V67H0ZM15 69H17L16 67H15ZM38 69V68H37ZM46 69H48V68H46ZM75 69V68H74ZM90 69L91 68H89V71H90ZM3 70V69H2ZM1 70V71H2ZM18 70H20V69H18ZM39 70V69H38ZM66 70V69H65ZM204 70V69H203ZM35 71V70H34ZM49 71V70H48ZM47 71V72H48ZM72 71V70H71ZM216 71V70H215ZM17 72V71H16ZM40 72V71H39ZM44 72V71H43ZM46 72V73H47ZM50 72V71H49ZM52 72V71H51ZM73 72V71H72ZM2 73V72H1ZM35 73H36V71H35ZM38 73V72H37ZM66 73V72H65ZM81 73V72H80ZM30 74V73H29ZM33 74V73H32ZM49 74V73H48ZM71 74V72L68 74V75H70ZM222 74V73H221ZM20 75H22V74H20ZM27 76H28V73L26 74ZM31 75V74H30ZM33 75H35V74H33ZM45 75V74H44ZM219 75V74H218ZM228 75V74H227ZM236 75V74H235ZM32 76V75H31ZM46 76V75H45ZM45 76H43L42 75V77H45ZM48 75H47V77H49ZM22 77V76H21ZM38 77V76H37ZM208 77V76H207ZM236 77V76H235ZM245 77V76H244ZM17 78V77H16ZM26 78V77H25ZM66 78V77H65ZM79 78V79H80ZM220 78V77H219ZM263 78V77H262ZM23 79V78H22ZM43 79V78H42ZM45 79V78H44ZM43 79V80H44ZM88 79V78H87ZM222 79V78H221ZM26 80V79H25ZM36 80H37V78H36ZM35 80V81H36ZM48 80V79H47ZM46 80V81H47ZM71 80V79H70ZM219 80V79H218ZM244 80V79H243ZM16 81V80H15ZM23 81V80H22ZM32 81V80H31ZM66 81V80H65ZM220 81V80H219ZM18 82V81H17ZM24 82V81H23ZM22 82V83H23ZM38 82H42V81H38ZM83 82V81H82ZM206 82V81H205ZM221 82V81H220ZM25 83V82H24ZM27 83V82H26ZM29 83H30V81H29ZM39 83V84H40ZM44 83V82H43ZM43 83H42V85L41 86H44L43 85ZM109 83V82H108ZM34 84V80H33V83L31 84V85H33ZM37 84V83H36ZM61 84H62V82H61ZM64 84V83H63ZM62 84V85H63ZM102 84V83H101ZM111 84V83H110ZM8 85H9V83H8ZM18 85V84H17ZM61 85V86H62ZM255 85V84H254ZM29 86V85H28ZM28 86H26V87H28ZM35 86H37V85H35ZM40 86V87H41ZM64 86V85H63ZM73 86V85H72ZM102 86V85H101ZM207 86V85H206ZM211 86V85H210ZM264 86V85H263ZM20 87V86H19ZM32 87V86H31ZM33 87H34V85H33ZM59 88H60V86H58ZM75 87V86H74ZM222 86H221V83H219V82H216V84L214 85V87L213 88H221ZM256 87V86H255ZM63 88V87H62ZM62 88H60L61 90H62ZM65 88H66V85L64 86V90H65ZM76 88V87H75ZM74 88V89H75ZM92 88V87H91ZM250 88V87H249ZM28 89H30V88H28ZM42 89V88H41ZM59 89V90H60ZM67 89V88H66ZM88 89V88H87ZM253 89V88H252ZM257 89V88H256ZM255 89V90H256ZM24 90H26V89H24ZM34 90V89H33ZM35 90H36V88H35ZM52 90H53V88H52ZM77 90V89H76ZM78 90H79V87H78ZM203 90H204V87H203ZM27 91V90H26ZM30 91H32V90H30ZM37 91V90H36ZM36 91H33L34 92V96H35V93H36ZM81 91V90H80ZM204 91H206V87H205V90ZM33 92H31V93H33ZM54 92H55V90H54ZM57 92V91H56ZM64 91H61V93H63ZM67 92V91H66ZM65 92V93H66ZM69 92V91H68ZM67 92V94H69ZM76 92V91H75ZM86 92H87V90H86ZM115 92H116V90H115ZM213 92V91H212ZM82 93H84V92H82ZM210 93V92H209ZM38 94V93H37ZM55 94V96H56V93H54ZM67 94H65L66 96H67ZM73 94V92L71 93V95ZM76 94H79V93H76ZM205 94V93H204ZM237 94V93H236ZM64 95V93L63 94H61V98H63V96H65ZM209 95V94H208ZM29 96V95H28ZM33 96V95H32ZM32 96H30V97H32ZM37 96V95H36ZM65 96V97H66ZM69 96V95H68ZM231 96V95H230ZM29 97V98H30ZM52 99H51V98ZM71 97V96H70ZM23 98V97H22ZM40 98V97H39ZM49 98H50V100L52 101L53 100V97H52V94H50V96H49ZM56 99H57V97H55ZM68 98V97H67ZM72 98H74L75 99V97L73 96ZM72 98H70V100H71V105L69 106V108L70 107H73L72 105H73V99ZM219 98V97H218ZM37 99V98H36ZM60 99V98H59ZM63 99H65V98H63ZM60 100V101H58V102H49V103H47V105L49 106H45V107H43V108H47L48 107V109H44L45 111H43V112H37V113H34L32 110H30V111H28L29 113H28V115H29V118H31V120L34 122L35 120H37V121H41L40 122V124L42 125L41 127H43L44 129L46 128L47 129V132H46V134H49V136H50V144H48V145H50L49 146V150H50V157L49 158H51V162H50V165L47 163V162H45V163H47L50 167H52L53 165L54 166H56V167H60V168H62V171H66V169H67V167H69L68 166V162H69V155H68V151H67V149H66V145L64 146V144L65 143H63L62 141H66V138H65V140H62V137H63V135L65 134L66 135V137H67V140L69 139V138H73V136H74V132L75 131H73V130H71V125L75 122L74 121V119H73V116H74V114L73 113H71V115H69V113H68V118H67V114L66 113H64L65 114V116L62 114V112L63 111H65L66 112V110L67 111H71L70 109H66V110H63L62 111V109H64L63 107H64V104H65V100ZM123 99V98H122ZM224 99V98H223ZM237 99V98H236ZM58 100V99H57ZM118 100V99H117ZM145 100V99H144ZM16 101V100H15ZM36 102L38 105L40 104L39 103V101L37 102L36 100H33L32 101V104H33V102ZM53 101H55V100H53ZM68 100H66V102H67ZM83 100H82V98H81V102H82ZM109 101V100H108ZM121 101V100H120ZM226 102H227V100H225ZM34 102V103H35ZM70 102V101H69ZM68 102V103H69ZM83 102H85V101H83ZM116 102V101H115ZM123 102V101H122ZM230 102V101H229ZM227 103V104H230V103ZM236 102V101H235ZM262 102V101H261ZM105 103V102H104ZM237 103V102H236ZM20 104V103H19ZM28 104H30V105H32L30 102H28ZM160 104V103H159ZM226 104V103H225ZM1 105V104H0ZM40 105H43L42 104V102H41V104ZM104 105V104H103ZM175 105V104H174ZM223 105V104H222ZM22 106V105H21ZM28 107H30V109H32L31 108V106H29V105H27ZM26 106V107H27ZM75 106V105H74ZM158 106V105H157ZM201 106V105H200ZM234 106V105H233ZM238 106V105H237ZM85 107V106H84ZM84 107H83V109H84ZM228 107H230V106H228ZM239 107V106H238ZM264 107V106H263ZM17 108H19V109H21L20 107H17ZM25 108V107H24ZM38 109H39V107H37ZM68 108V107H67ZM77 108H78V106H77ZM108 108V107H107ZM110 108V107H109ZM237 108V107H236ZM22 109H23V107H22ZM21 109V110H22ZM36 109V108H35ZM52 109V110H51ZM73 109H75V107H73L72 108V110ZM114 109V108H113ZM120 109V108H119ZM126 109H130V110H128V111H126ZM159 109V108H158ZM221 109V108H220ZM224 109H226V107H224ZM229 109H231V108H229ZM239 109V108H238ZM262 109V108H261ZM43 110V109H42ZM78 110V109H77ZM82 110V109H81ZM162 110V109H161ZM240 110V109H239ZM238 110V111H239ZM33 112V113H30V112ZM41 111V110H40ZM79 111V110H78ZM126 111V112H125ZM193 111V110H192ZM24 112V111H23ZM23 112H21V113H23ZM72 112V111H71ZM76 112V111H75ZM135 113V114H137V116H139L137 119H141V121H143L142 119H144V120H146V119H149V120H152L153 118H154V116L156 115V113H157V107H156V104L154 103V102H147V103H144V104H139V105H135L134 107H130V108H125V109H120V111H116V112H113V113H109V114H104L103 115V117L102 118H104V119H102L101 120V113H100V115L98 116L97 115V113H96V116L93 114V113H95V112H93L92 114H88V112L87 113H84L82 116H83V119H80V122L83 120V126H81V127H83L82 129L84 130V134L87 132V134L86 135H84L85 136V139H84V137L82 138V141L83 140H85L84 141V144H83V146H81L79 149L83 152V153H86L87 155V158L89 157V155L92 153V152H94V151H98L99 150V148H101L100 150L101 151H103V149L104 148H106L105 149V151H107V150H109V145H107V147L105 146L106 144L105 143H107L108 142V144H109V142L110 141H107V139H109V135H107L109 132H111V130L114 132L115 130V132H117L118 130L116 129V126H119V124H121L122 125V123L123 122H125L124 121V119H125V117H126V115H128V114H126V113ZM196 112V111H195ZM20 113V114H21ZM25 113H26V109H25ZM77 113V112H76ZM81 113V112H80ZM98 113V114H99ZM169 113V112H168ZM173 113V112H172ZM201 113V112H200ZM232 113H233V111H232ZM240 113V112H239ZM253 113V112H252ZM27 114V113H26ZM159 114V113H158ZM157 114V115H158ZM160 114H162V113H160ZM166 114V113H165ZM175 114V113H174ZM182 114V113H181ZM187 114V113H186ZM236 114V113H235ZM25 114H23V116H24ZM62 115L64 116V119L65 118H67L66 119V121H65V123L67 124V127H65L64 126V123L62 124L64 127H65V129H64V127L61 125V120L63 119V117H62ZM130 115V114H129ZM128 115V116H129ZM163 115V114H162ZM166 115H168V114H166ZM177 115V114H176ZM245 115V114H244ZM257 115V114H256ZM21 116V115H20ZM77 116H79V115H77ZM127 116V117H128ZM136 116V115H135ZM165 116V115H164ZM164 116H159L160 118L161 117H164ZM186 116V115H185ZM234 117V115H232L231 114V117ZM245 116H247V115H245ZM250 116V115H249ZM25 117H27V116H25ZM80 117V116H79ZM238 117H240L239 115H238ZM18 118V117H17ZM23 118V117H22ZM28 118V117H27ZM28 118V119H29ZM129 118H130V116H129ZM166 118V117H165ZM176 118H178V117H176ZM175 118V119H176ZM180 118H182V116L181 117H179V119ZM187 118V117H186ZM199 118H200V120H201V122L204 124V127L202 128V131H199V133L201 134V137H202V143L204 142V141H207L208 143H211L213 146V150H218V151H221L222 152V150H229V151H231V150H234L235 148H234V146H232V145H228L226 142H228L227 141V138H226V136L228 135V131H229V129H228V131H226V132H224L225 130H224V128L223 127H226L227 126V128L230 126V125H228V124H230L231 122H230V117H229V114H228V112L227 111H222V112H220V111H215L214 109H206V110H204L203 112H202V114L199 116ZM259 118V117H258ZM131 119H132V121L134 120V118H132L131 117ZM241 119V118H240ZM239 119V120H240ZM27 120V119H26ZM127 118H126V122H127ZM136 120V119H135ZM135 120L133 121V123L135 122ZM149 120H147V122L149 121ZM156 120V119H155ZM159 120V119H158ZM181 120V119H180ZM193 120V119H192ZM221 120V122L223 123V124H225V125H222L221 124V126H218L217 125V127L219 128V129H217V130H213V129H210V125L209 124H212V123H215L216 121H220ZM234 120V119H233ZM244 120H245V122H246V119L244 118ZM244 120H242V121H244ZM13 121V120H12ZM22 121V120H21ZM140 121V120H139ZM138 120H137V122L136 123H138L139 122ZM140 121V122H141ZM154 121V120H153ZM171 121H172V119H171ZM63 122V121H62ZM78 122H79V119H78ZM129 122V121H128ZM139 122V124H141ZM145 122V121H144ZM143 122V123H144ZM155 122V121H154ZM158 122V121H157ZM160 122V121H159ZM175 122H176V120H175ZM18 123V122H17ZM24 123V122H23ZM22 123V124H23ZM27 123H29V122H27ZM77 123V122H76ZM142 123V124H143ZM151 123H153V122H151ZM252 123V122H251ZM10 124V123H9ZM30 124V123H29ZM33 124V123H32ZM35 124H36V122H35ZM80 124V123H79ZM81 124H82V122H81ZM80 124V125H81ZM148 125V123H144V125ZM150 124V123H149ZM157 124V123H156ZM160 124V123H159ZM12 125V124H11ZM80 125H79V129L81 128L80 127ZM125 125V124H124ZM124 125H122V127L124 126ZM143 125V126H144ZM153 126L155 125V124H152ZM176 125H178V123L176 124ZM1 126V125H0ZM10 126V125H9ZM35 126V125H34ZM33 125H32V127L35 129V127H34ZM70 126V127H69ZM73 126H78V125H73ZM72 126V127H73ZM127 126H129V125H127ZM136 126H141V125H136ZM143 126H142V129H143ZM151 126V124L149 125V127ZM164 126V125H163ZM191 126V125H190ZM193 126V125H192ZM196 126V125H195ZM6 127V126H5ZM18 127V126H17ZM25 127V126H24ZM75 127H73L74 129H75ZM125 127H126V125H125ZM124 127V128H125ZM133 127H134V124H133ZM152 127V126H151ZM151 127L150 128H148V130L149 129H151ZM211 127H212V125H211ZM213 127H215V126H213ZM220 127H221V129H220ZM238 127H240V126H238ZM251 127V126H250ZM258 127V126H257ZM260 127V126H259ZM258 127V128H259ZM1 128V127H0ZM11 128H12V126H11ZM32 128V130H34ZM77 128V127H76ZM120 128H121V126H120ZM123 128V129H124ZM153 128V127H152ZM156 128V127H155ZM168 128V127H167ZM195 128V127H194ZM216 128V127H215ZM235 128V127H234ZM256 128V127H255ZM14 129V128H13ZM17 129H19V128H17ZM22 129V128H21ZM39 129H41L40 127H39ZM45 129V130H46ZM63 129L65 130V132L63 131ZM78 129V128H77ZM78 129V130H79ZM82 129H81V132H82ZM126 129H129L128 127H126ZM135 129H137V127L136 128H134L133 130H135ZM142 129H137V130H139V132L141 133V131H142ZM232 130H233V127L231 128ZM242 128H240V130H241ZM245 129V128H244ZM249 128H247V126H246V134H245V136L247 135L248 136V134H250V136H251V132L252 131H250V130H248ZM260 129V128H259ZM259 129H256L257 131H259L260 132V130ZM28 130V129H27ZM27 130H24V132L26 133V134H29L30 135V133H32L31 131L30 132H28ZM36 130V129H35ZM42 130L43 129H41V132H42ZM45 130H44V132H45ZM110 130V131H109ZM136 130V132L138 133V131ZM141 130V131H140ZM144 130H146L147 131V129H145V127H144ZM143 130V131H144ZM151 130H153V129H151ZM178 130V129H177ZM185 130H186V128H185ZM262 130V129H261ZM22 131V130H21ZM20 131V132H21ZM105 131H109L108 133L107 132H105ZM125 130H123V132H124ZM142 131V132H143ZM146 131H145V133H146ZM163 131V130H162ZM187 131V130H186ZM234 131V130H233ZM244 131V130H243ZM244 131V132H245ZM2 132V131H1ZM23 132V133H24ZM41 132H39V133H41ZM64 132V133H63ZM103 132H104V135H107V137L106 136H104V138H107L106 140H105V142H103V143H101V140L102 141H104V139L102 138L101 139V134H103ZM130 132V131H129ZM131 132H135V131H131ZM149 132H150V130H149ZM153 132V131H152ZM151 132V133H152ZM175 132V131H174ZM184 132V131H183ZM191 132V135H192V131H190ZM228 132V133H227ZM241 132V131H240ZM258 132V133H259ZM262 132V131H261ZM12 133V132H11ZM16 133V132H15ZM23 133H22V135H23ZM43 133V132H42ZM106 133V134H105ZM112 133V132H111ZM132 133V134H133ZM136 133V134H137ZM144 133V132H143ZM144 133V134H145ZM147 133H148V131H147ZM160 133V132H159ZM158 133V134H159ZM177 133V132H176ZM242 133V132H241ZM258 133H252V134H258ZM25 134V135H26ZM37 134V133H36ZM45 134V133H44ZM81 134H83V133H80V134H78V136L80 135L81 136ZM110 134V133H109ZM125 135L127 134V136H129L128 135V133H124ZM187 134V133H186ZM193 134H194V131H193ZM261 134H263V132L261 133ZM28 135V136H29ZM42 135V134H41ZM64 135V136H65ZM113 135H115V134H112V135H110V138H112L111 136H113ZM119 135V134H118ZM118 135H117V137H118ZM146 135V134H145ZM165 135V134H164ZM176 135V134H175ZM175 135H174V137H175ZM195 135V134H194ZM197 135H198V133H197ZM11 136V135H10ZM31 136H33V134L31 135ZM44 137L46 136V135H43ZM83 136V135H82ZM81 136V137H82ZM131 136V137H130ZM129 137L130 138H132V135H130ZM138 136V135H137ZM137 136H135L136 138H137ZM231 136V135H230ZM235 136V135H234ZM249 136V137H250ZM260 136H262V135H260ZM18 137V136H17ZM25 137H27V136H25ZM42 137V136H41ZM48 137V136H47ZM103 137V136H102ZM142 137V136H141ZM156 137V136H155ZM157 137H159V136H157ZM156 137V138H157ZM162 136L160 135V138H161ZM172 137V136H171ZM198 137V136H197ZM240 137H241V135H240ZM14 138V137H13ZM16 138V137H15ZM19 138H20V135H19ZM23 138V136L20 138V139H22ZM43 138V137H42ZM129 138V140H131ZM150 138V137H149ZM192 138V137H191ZM191 138H189V139H191ZM198 138H200V136L198 137ZM234 138V137H233ZM242 138V137H241ZM259 138V137H258ZM18 139V138H17ZM25 139V138H24ZM33 139H35V138H33ZM44 139V138H43ZM64 139V138H63ZM139 139V138H138ZM158 139V138H157ZM156 139V140H157ZM171 139V138H170ZM193 139V138H192ZM201 139V138H200ZM226 139V140H225ZM247 139V138H246ZM249 139V138H248ZM247 139V140H248ZM261 140H262V138H260ZM49 140H46L47 142L49 141ZM110 140V139H109ZM124 140H127V139H124ZM144 140H146V139H144ZM148 140V139H147ZM155 140V139H154ZM153 140V141H154ZM159 140V139H158ZM168 140V139H167ZM194 140V139H193ZM197 140V139H196ZM236 140V139H235ZM238 140V139H237ZM244 140V139H243ZM243 140H242V142H243ZM256 140H259V139H257V138H252V141H251V139H250V144H252V145H257V142H256ZM264 140V139H263ZM6 141V140H5ZM20 141H23V139L22 140H19V142ZM29 141V140H28ZM39 141V140H38ZM44 141H45V139H44ZM45 141V142H46ZM81 141V140H80ZM107 141V142H106ZM152 141V140H151ZM160 141V140H159ZM169 141V140H168ZM171 141H173V140H170V143H171ZM201 141V140H200ZM199 141V142H200ZM234 141V140H233ZM233 141H232V143H233ZM240 142H241V139L239 140ZM16 142H18V141H16ZM15 142V143H16ZM30 142V141H29ZM34 142V141H33ZM37 142V141H36ZM44 142V144H46ZM71 142V141H70ZM86 142V143H85ZM126 142V141H125ZM147 142H149V140L147 141ZM146 142V143H147ZM157 142V141H156ZM194 142H197V141H194ZM190 143L189 144V142L188 143H186L185 142V140H184V138H182L181 136H177V137H175V140L170 144V146H167V149H166V151H169V152H171L170 153V159H169V161H168V163H167V165L169 166V164L172 162V165H176L177 164V162H179L178 160H180L177 156H180V155H188V153L190 154V153H194V151L196 152V150L197 149H199L200 148V144H197V143ZM244 142L246 143V141L244 140ZM243 142V143H244ZM260 142V141H259ZM21 143V142H20ZM25 144H23V143H21V144H23V146L24 147H26L25 145H26V142H24ZM35 143V142H34ZM49 143V142H48ZM69 143V142H68ZM80 143H82V142H80ZM101 143V144H100ZM136 143V142H135ZM134 143V144H135ZM139 143H141V142H139ZM151 143V142H150ZM158 143V142H157ZM180 143H182L183 145H184V147L183 146H178V145H180ZM201 143V146H203L204 144H202ZM247 143H248V141H247ZM262 143H263V141H262ZM19 144V143H18ZM28 144V143H27ZM41 144H43V143H41ZM67 144V143H66ZM74 144V143H73ZM148 144V143H147ZM162 144V143H161ZM17 145V144H16ZM20 145V144H19ZM38 145V144H37ZM47 145V146H48ZM71 145H72V143H71ZM82 145V144H81ZM125 145V144H124ZM131 145V144H130ZM156 145H158V144H156ZM243 145V144H242ZM244 145H247V144H244ZM264 145V144H263ZM263 145H262V147H263ZM2 146V145H1ZM15 146V145H14ZM23 146H20V148H19V146H17V148L18 149H21ZM28 146V145H27ZM39 146V145H38ZM41 146V145H40ZM76 146H77V144H76ZM79 146V145H78ZM78 146H77V148L76 147H74V145H72V147H74V148H76V151H77V149H78ZM126 146V145H125ZM138 146H140V145H138ZM145 146H146V144H145ZM155 145H153V147H154ZM161 146V145H160ZM205 147H206V145H204ZM235 146H236V141H235ZM260 145H258L257 146V148L259 147ZM29 147H30V144H29ZM31 147H33V146H31ZM45 147V146H44ZM86 147H87V149H86ZM104 147V148H103ZM114 147V146H113ZM141 147V146H140ZM247 147V146H246ZM246 147H245V149H246ZM28 148V147H27ZM26 148V149H27ZM37 148V147H36ZM36 148H35V150H36ZM40 148V147H39ZM38 148V149H39ZM46 148L47 147H45L44 149L46 150ZM108 148V149H107ZM137 148V147H136ZM165 148H166V146H165ZM204 148V147H203ZM234 148V149H233ZM260 148V147H259ZM258 148V149H259ZM264 148V147H263ZM23 149V148H22ZM38 149H37V151H38ZM78 149V150H79ZM83 149H85V150H87L86 152H84V150ZM141 149H143V147L141 148ZM201 149V148H200ZM205 149V148H204ZM204 149H202V151H204ZM13 150V152H14V150L15 149H12ZM40 150V149H39ZM100 150H99V152H100ZM212 150V151H213ZM7 151V150H6ZM9 151V150H8ZM17 151V150H16ZM20 151H22V150H20ZM19 151V152H20ZM27 151V150H26ZM28 151H29V149H28ZM47 151V153H48V149L46 150ZM72 151V150H71ZM145 152H146V149L144 150ZM209 151V153H211L210 152V150H207V152ZM235 151H236V149H235ZM23 152H24V149H23ZM39 152V151H38ZM96 152L94 153V154H96ZM136 152H137V149H136ZM142 152V151H141ZM214 152V151H213ZM225 152H227V151H225ZM252 152H254V150L252 151ZM255 152H259L258 150L257 151H255ZM261 152V151H260ZM259 152V153H260ZM4 153H8V152H4ZM16 153V152H15ZM20 153H22V152H20ZM19 153V154H20ZM37 153V152H36ZM47 153H45V154H47ZM76 153H78V155H79V152H76ZM204 153H205V151H204ZM233 153H235V152H233ZM247 154H249V152H246ZM263 153V152H262ZM45 155L44 153H42L41 152V155ZM97 154H99L98 152H97ZM101 154V153H100ZM104 154H106V152L104 153ZM108 154V153H107ZM137 154V153H136ZM162 154V153H161ZM166 154V153H165ZM246 154V155H247ZM38 155V154H37ZM40 155V154H39ZM40 155V156H41ZM73 155V154H72ZM77 154H75V156H76ZM78 155H77V160H79L78 158H80V156L78 157ZM102 155V154H101ZM100 155V156H101ZM127 155V154H126ZM221 155V154H220ZM223 155V154H222ZM244 155V154H243ZM252 155V154H251ZM259 156H260V154H258ZM264 155V154H263ZM4 156V155H3ZM25 156V155H24ZM36 156V155H35ZM45 156H47V155H45ZM73 157V158H76V157ZM84 156V157H83ZM85 155H82L81 157L82 158H84V159H82V158H80V160H81V162H79V164H80V167H81V165H82V167H85L87 164L89 165V163H92L91 161L89 162V163H87V164H85L84 163V161L86 162V161H88V160H86L85 159V157H86ZM189 156V155H188ZM187 156V157H188ZM200 156V155H199ZM203 156H204V154H203ZM211 156V155H210ZM248 156V155H247ZM254 156V155H253ZM257 156V155H256ZM255 156V157H256ZM259 156H257V157H259ZM16 157V156H15ZM14 157V158H15ZM70 157H71V154H70ZM102 157V156H101ZM106 157V156H105ZM104 157V158H105ZM129 157V156H128ZM183 157H185V156H183ZM182 157V158H183ZM190 157H191V159H192V156H191V154H190ZM190 157H189V159H190ZM202 156H200V158H201ZM232 157H234L233 155H232ZM254 157V158H255ZM261 157V156H260ZM4 158V157H3ZM7 158L9 159V157H8V155H7ZM20 158V157H19ZM36 158V157H35ZM41 158V157H40ZM46 158V157H45ZM45 158H43L44 160H45ZM96 158H98V157H96ZM100 158V157H99ZM107 158V157H106ZM105 158V159H106ZM161 158H162V156H161ZM193 158H195L194 156H193ZM198 159H199V157H197ZM206 158V157H205ZM208 158V157H207ZM212 158V157H211ZM223 158V157H222ZM5 159V158H4ZM25 159H28V158H25ZM48 159V158H47ZM71 159V158H70ZM89 159V158H88ZM92 159H94V158H92ZM108 160H107V162L109 163V165L108 166H105V168L106 167H109L110 166V158H107ZM126 159H127V156H126ZM187 159V158H186ZM185 159V160H186ZM188 159V160H189ZM209 159V158H208ZM207 159V160H208ZM224 159V158H223ZM223 159H217L216 161H214L213 160V164H216L217 166L216 167H222V165H223ZM228 159H229V157H228ZM234 159H235V157H234ZM236 159H238V157L236 158ZM240 159L241 158H239V163H240ZM246 159H247V157H246ZM14 161H16L15 159H13ZM19 160V159H18ZM39 159H37V161H38ZM72 160V159H71ZM79 160V161H80ZM82 160H84L83 162H82ZM100 160H101V158H100ZM102 160H104L103 158H102ZM125 160V159H124ZM159 160H160V158H159ZM182 160H184V158L182 159ZM187 160V161H188ZM196 160V159H195ZM195 160H192L193 162L192 163H194V161ZM260 160V159H259ZM6 161V160H5ZM24 161H27V160H24ZM36 161V162H37ZM41 161V160H40ZM45 161H47V160H45ZM73 161V160H72ZM72 161H70L71 163H72ZM94 161H95V159H94ZM96 161H98V160H96ZM144 161V160H143ZM156 161H158V159L156 160ZM162 161V160H161ZM186 161V162H187ZM209 161V160H208ZM225 161V160H224ZM227 161V160H226ZM225 161V162H226ZM228 161H231V160H228ZM234 161V160H233ZM236 161V160H235ZM238 161V160H237ZM242 161H245V159H243ZM247 161V160H246ZM261 161V160H260ZM9 162V161H8ZM39 162V161H38ZM75 162H76V160H75ZM78 162V161H77ZM100 161H98V163H99ZM102 162H104V161H102ZM119 162V161H118ZM125 162V161H124ZM128 162V161H127ZM159 162V161H158ZM224 162V163H225ZM261 162H263V161H261ZM3 163V162H2ZM44 163V164H45ZM81 163H83V164H81ZM112 163V162H111ZM129 163V162H128ZM153 163V162H152ZM156 163V162H155ZM155 163H153V165H152V172H151V174L152 173H154V171H156V168L159 166V163H161V162H159V163H157V164H155ZM181 163V162H180ZM188 163H190L191 164V162L189 161ZM195 163H196V161H195ZM200 163H201V161H200ZM228 163V162H227ZM233 162H231V164H232ZM236 163V162H235ZM260 163V162H259ZM8 164L9 163H7V167H8ZM40 164H43L42 162L40 163ZM78 164V163H77ZM84 164H85V166H84ZM96 164H97V162H96ZM96 164L95 165H93V164H91V166L93 165V166H96ZM124 164V163H123ZM184 164V163H183ZM202 164V163H201ZM230 164V165H231ZM243 164V162H241V164L240 165H242ZM48 165H46V166H48ZM73 165V164H72ZM100 165V164H99ZM98 165V166H99ZM105 165H107V164H105ZM131 165V164H130ZM142 165V164H141ZM162 165H163V163H162ZM162 165H161V167L160 168H162ZM185 165V164H184ZM184 165H183V167H184ZM219 165V166H218ZM225 165H226V163H225ZM237 165H239V164H237ZM237 165H233L232 167H226L225 166V169H220V168H218L217 170H214V172L213 173H211L210 175H208V177H210V178H212V179H214V181L215 182H217L219 185L222 183L221 181H223V180H225L224 178H225V175H224V173H226V172H228L230 169H232V170H230V171H234L233 169H236L237 167ZM246 165V164H245ZM244 164H243V167H246ZM18 166V165H17ZM22 166V165H21ZM20 166V167H21ZM24 166V165H23ZM41 166V165H40ZM48 166V167H49ZM54 166H53V169H56V168H54ZM79 166V165H78ZM90 166V165H89ZM112 166V165H111ZM127 166H128V164H127ZM143 166V165H142ZM180 166H181V164H180ZM188 166H189V164H188ZM197 166V165H196ZM199 166V165H198ZM214 167H215V165H213ZM253 166V165H252ZM14 167V166H13ZM26 167V169L29 167H27V165L25 166ZM36 167V166H35ZM42 167V166H41ZM40 167V168H41ZM45 167V166H44ZM80 167H79V169H80ZM101 167H103L104 168V166H101ZM174 167V166H173ZM172 167V168H173ZM178 167V166H177ZM177 167H175V168H177ZM208 167V166H207ZM215 167V168H216ZM240 167V166H239ZM242 167V166H241ZM243 167L242 168H240V171H242V169H243ZM22 168V167H21ZM21 168H19V166L16 168L17 169V171H16V177L18 176V177H22L23 176V170L21 169ZM43 168V167H42ZM41 168V170H42V172H43V170L44 169H42ZM46 168V167H45ZM90 169H87L88 170V175H89V171L91 170V167H89ZM93 169H96V167L94 168V167H92ZM99 167H97V171L100 169L101 170V168H99ZM131 167H129V169H130ZM159 168V169H160ZM172 168H171V170H172ZM179 168V167H178ZM213 168V167H212ZM222 168H224V167H222ZM2 169V168H1ZM10 169V168H9ZM12 169V168H11ZM25 169V170H26ZM47 169V168H46ZM52 169V168H51ZM74 169V168H73ZM72 169V170H73ZM83 169V168H82ZM85 169V168H84ZM85 169V170H86ZM125 169V168H124ZM126 169H127V167H126ZM166 169H167V166H166ZM191 169V168H190ZM195 169V167H193V173H197V171H195L194 170ZM199 169V168H198ZM208 169H209V167H208ZM239 169V168H238ZM238 169H236V170H238ZM24 170V171H25ZM33 170V169H32ZM38 170H39V168H38ZM40 170V171H41ZM49 170V169H48ZM72 170H70L71 171V173H72ZM76 170V169H75ZM84 170V171H85ZM99 170V171H100ZM104 171H105V169H103ZM107 170V169H106ZM117 170V169H116ZM150 170V171H151ZM161 170V169H160ZM159 170V171H160ZM173 170H174V168H173ZM181 170V169H180ZM6 171V170H5ZM28 172H29V169L27 170ZM35 171H37L36 169H35ZM58 170L56 169V172H57ZM77 171V170H76ZM168 171H169V169H168ZM175 171V173H177L176 172V170H174ZM174 171H173V173H174ZM188 171V170H187ZM191 171V170H190ZM195 171V172H194ZM229 171V172H230ZM239 171V170H238ZM246 171V174H245V176L244 177H247L246 179H248V178H250L251 180L252 179H260L261 177H262V175L264 174V163H260V164H258V165H255L253 168H249L248 170H245ZM1 172H2V170H1ZM46 172H47V174L49 173V171H47L46 170ZM55 172V173H56ZM96 171H94L93 173H95ZM103 171L101 170V173H102ZM156 172H158V171H156ZM163 172H167V171H163ZM172 172V171H171ZM171 172L169 171V173L171 174ZM181 172H182V170H181ZM180 172V173H181ZM237 172V171H236ZM3 173V172H2ZM27 172H25V174H26ZM31 173H32V171H31ZM33 173H35V172H33ZM59 173L61 174L62 172H60L59 171ZM64 173V172H63ZM62 173V174H63ZM90 173H92V170H91V172ZM92 173V175H94V177H97V175H95V174H93ZM99 174H100V172H98ZM97 173V174H98ZM125 173H127L126 171H125ZM162 173V172H161ZM168 173V174H169ZM175 173L174 174H172L173 175V177H176L175 176ZM179 173V174H180ZM183 173H185L184 172V170H183V172H182V174ZM187 173V172H186ZM185 173V174H186ZM199 173V175L198 176H200V171L198 172ZM238 173V172H237ZM241 173V172H240ZM43 174H44V172H43ZM46 174V175H47ZM57 174V173H56ZM67 174V173H66ZM65 174V175H66ZM85 174L87 175V173H86V171H85ZM85 174L83 173V175L85 176ZM98 174V175H99ZM116 174V173H115ZM155 174V173H154ZM181 174V175H182ZM189 174L191 175V172H189ZM202 174V173H201ZM228 174H230V175H232L233 173H227V175ZM234 174H236L235 172H234ZM239 174V173H238ZM238 174H236V175H238ZM2 175V174H1ZM0 175V176H1ZM12 175H13V172H12ZM12 175H11V173H10V171L8 170V171H6V172H4L3 173V175L1 176V178H0V191H1V194H2V196L4 197V192L10 187V183L12 184ZM32 175V174H31ZM30 175V176H31ZM34 175V174H33ZM33 175H32V177H33ZM52 175V174H51ZM71 175V174H70ZM80 175V174H79ZM88 175H87V177H88ZM92 175H89V176H92ZM100 175H102V174H100ZM104 175V174H103ZM128 175V174H127ZM188 175V174H187ZM186 175V176H187ZM240 175V174H239ZM239 175L238 176H236L237 178H239ZM26 176V175H25ZM35 176V175H34ZM58 176H60V175H58ZM125 176H126V174H125ZM131 176V175H130ZM164 176H165V174H164ZM163 176V174L161 175V177L163 178L164 177ZM166 176H167V174H166ZM169 176V175H168ZM179 176V175H178ZM184 177H185V175H183ZM202 176V175H201ZM229 176V175H228ZM233 176V175H232ZM232 176H231V179L233 180L235 177L233 176V178H232ZM241 176V175H240ZM15 177V176H14ZM27 177V176H26ZM52 177V176H51ZM50 177V178H51ZM93 176L91 177V180H92V178H94ZM121 177V176H120ZM122 177H123V175H122ZM155 177V176H154ZM160 177V176H159ZM182 177V176H181ZM187 177H189V175L187 176ZM187 177L186 178H184L185 180L187 179ZM207 177V176H206ZM22 178H24V177H22ZM49 178V179H50ZM90 178V177H89ZM89 178H87V179H89ZM98 178V177H97ZM96 178V179H97ZM100 178V177H99ZM98 178V179H99ZM101 178H102V176H101ZM118 179H119V177H117ZM166 179H167V177H165ZM171 178H172V176H171ZM171 178H169L168 177V179H171ZM177 178V177H176ZM178 178H180V176L178 177ZM190 178H193L194 179V177H190ZM199 178V177H198ZM229 178V177H228ZM227 178V179H228ZM242 178V177H241ZM241 178H239V179H241ZM17 179V178H16ZM26 179V178H25ZM24 179V180H25ZM30 179V177L27 179L28 181H30L29 180ZM33 179H35L34 177H33ZM32 178H31V180H33ZM44 179V178H43ZM52 179V178H51ZM50 179V180H51ZM53 179H55V178H53ZM81 179V178H80ZM98 179H97V181H95L96 183H97V186H98V183H99V181H98ZM109 179V178H108ZM124 179V178H123ZM126 179V178H125ZM124 179V180H125ZM129 179V178H128ZM157 179V178H156ZM164 179V178H163ZM166 179H165V181H166ZM173 179V178H172ZM181 179V178H180ZM192 179V180H193ZM205 179H207V178H205ZM245 179V180H246ZM14 178H13V184H15L14 183ZM26 180V181H27ZM56 180V179H55ZM58 180V179H57ZM56 180V181H57ZM90 180V179H89ZM102 180V179H101ZM119 180H121L122 181V178L121 179H119ZM119 180H115L116 182H118ZM123 180V181H124ZM143 180V179H142ZM145 180V179H144ZM148 180H150V179H148ZM174 180V179H173ZM182 180V179H181ZM184 180V181H185ZM191 180V179H190ZM190 181V182H187L188 180H186L185 182H187L188 184H190L191 186H193V185H195L194 183V181ZM200 179H198V181H199ZM209 180V179H208ZM255 180H253V181H255ZM48 181V180H47ZM55 181V182H56ZM87 181V180H86ZM94 181V180H93ZM110 181H112L111 179H110ZM110 181H108L109 183H110ZM122 181V182H123ZM128 181V180H127ZM146 181V180H145ZM169 181V180H168ZM180 181V180H179ZM183 181V182H184ZM210 181H211V179H210ZM213 181V180H212ZM211 181V182H212ZM235 181V180H234ZM247 181V180H246ZM253 181H251V184H252V182ZM25 182V181H24ZM40 182V181H39ZM59 182H61V181H59ZM91 182V181H90ZM89 182V183H90ZM95 182H93V184L95 183ZM139 182H141L140 180H139ZM149 182V181H148ZM147 182V183H148ZM153 182V181H152ZM151 182V183H152ZM160 182H162V179H161V181ZM164 182V181H163ZM162 182V184H161V186L162 185H164L165 184V182L163 183ZM177 182V181H176ZM182 182V181H181ZM214 182V183H215ZM225 182V181H224ZM228 182V181H227ZM242 181H240V183H241ZM257 183L256 184H258L259 183V187L260 186H264V180L263 181H260V182H258V180L256 181ZM30 183V182H29ZM35 183V182H34ZM118 183H120L121 184V182H118ZM118 183H116V184H118ZM124 183V182H123ZM122 183V184H123ZM126 183V182H125ZM124 183V185H122V186H125L126 184ZM150 183V182H149ZM172 183V182H171ZM210 183V182H209ZM213 183V184H214ZM234 183V182H233ZM235 183H237V181H235ZM235 183H234V185H235ZM242 183H244V182H242ZM249 183H250V181H249ZM60 184V183H59ZM84 184V183H83ZM91 185H92V182L90 183ZM108 184V183H107ZM112 184H115V183H112ZM111 184V185H112ZM115 184V185H116ZM119 184V186L117 185V187H113V189H115L116 188V190H118L117 188L118 187H120L121 185ZM157 184V183H156ZM155 184V185H156ZM166 184H167V182H166ZM176 184V183H175ZM187 184V185H188ZM216 184V183H215ZM245 184H246V182H245ZM46 185V184H45ZM54 185V184H53ZM66 185V184H65ZM95 185V184H94ZM93 185V187H95ZM114 185V186H115ZM160 184H158V186H159ZM167 185H170V184H167ZM166 185V187H168ZM174 185V184H173ZM179 185H181V183H179ZM187 185H185V186H187ZM197 185V184H196ZM195 185V186H196ZM200 185V183L198 184V186ZM224 185H225V183H224ZM228 185V184H227ZM13 187L15 186V185H12ZM39 186V185H38ZM84 186V185H83ZM83 186H81V187H79V188H77V187H75L77 190L78 189H80V188H83ZM87 186H90V185H87ZM107 186H110L109 184L107 185ZM106 186V187H107ZM134 186V185H133ZM150 186H152L153 188H154V186L153 185H150ZM171 186V185H170ZM168 187V189H167V191L168 190H170L169 188H173L174 186H171V187ZM176 187H177V185H175ZM189 186V185H188ZM194 186V187H195ZM198 186H196V187H198ZM211 186V185H210ZM216 186V185H215ZM237 186V185H236ZM238 186H240V185H238ZM242 186V185H241ZM246 186V185H245ZM244 186V187H245ZM248 186V185H247ZM26 187V186H25ZM33 187V186H32ZM86 187V186H85ZM92 187V186H91ZM91 187H89V189L91 188ZM99 187V186H98ZM100 187H102V185H100ZM112 187V186H111ZM225 187V186H224ZM248 187H250V186H248ZM252 187V188H251ZM250 187V189H254L256 186H255V184L253 183V185ZM48 188V187H47ZM74 188V189H75ZM126 188V187H125ZM143 188V187H142ZM159 189L161 188V187H158ZM171 188V189H172ZM182 188H183V186H182ZM193 188V187H192ZM31 189V188H30ZM41 189V188H40ZM87 189V188H86ZM85 189V192L88 190H86ZM92 189V188H91ZM90 189V190H91ZM96 189V188H95ZM95 189H93V191L91 192L90 190V192L91 193H93L94 194V192H95ZM97 189H99V188H97ZM100 189H103V188H100ZM112 189V188H111ZM112 189V190H113ZM124 189V188H123ZM122 188H121V190H123ZM133 189V188H132ZM132 189H130V190H132ZM139 189V188H138ZM145 189V188H144ZM162 189H165L164 187L162 188ZM162 189H161V192H162ZM186 189V188H185ZM191 188H189V190H190ZM205 189V188H204ZM232 189V188H231ZM230 189V190H231ZM264 189V188H263ZM262 189V190H263ZM9 190V189H8ZM25 190V189H24ZM50 190V189H49ZM70 190V189H69ZM104 190V189H103ZM102 190V191H103ZM108 190V189H107ZM106 190V191H107ZM130 190H128V191H130ZM135 190V188L133 189V191ZM137 190V189H136ZM135 190V191H136ZM153 189H151V191H152ZM157 190V189H156ZM174 190V189H173ZM177 190H179V193H180V189H178V187H177ZM182 190V189H181ZM192 190V189H191ZM218 190V189H217ZM245 190V189H244ZM257 190H259V189H257ZM66 191V190H65ZM68 191V190H67ZM115 191V190H114ZM114 191H107V194H108V192H109V194H110V192L112 193H118V192H114ZM119 191V190H118ZM126 191V190H125ZM128 191H126L129 195H130V193L128 192ZM146 191V190H145ZM144 191V192H145ZM153 191H155V189L153 190ZM187 191V190H186ZM237 191V190H236ZM250 191V190H249ZM260 191H261V188H260ZM264 191V190H263ZM10 192V191H9ZM23 192V191H22ZM49 192H51V191H49ZM74 192V191H73ZM84 192V190L81 192V193H83ZM84 192V193H85ZM89 192V193H90ZM96 192H97V190H96ZM99 192V191H98ZM131 192V191H130ZM144 192H142V193H144ZM170 192H172L171 190H170ZM195 193L196 191H192V193ZM8 193V192H7ZM27 193V192H26ZM53 193H54V191H53ZM88 192L86 193V194H89ZM102 193V192H101ZM101 193H100V195H101ZM112 193V195H114ZM122 193V192H121ZM127 193H125V194H127ZM133 193V192H132ZM131 193V194H132ZM149 193V192H148ZM152 193V192H151ZM160 193V192H159ZM176 193H177V191H176ZM178 193V194H179ZM188 193V192H187ZM232 193V192H231ZM247 193V192H246ZM251 193H253V192H251ZM28 194V193H27ZM44 194V193H43ZM56 194V193H55ZM72 194V193H71ZM85 194V195H86ZM103 194H104V192H103ZM123 194H124V191H123ZM122 195V196H127V195ZM153 195L151 196V197H153V196H155V194L154 193H152ZM167 194H168V192H167ZM170 194V193H169ZM172 194V193H171ZM170 194V195H171ZM177 194V195H178ZM189 194H190V191H189ZM48 195V194H47ZM47 195H46V197H47ZM51 195H53V194H51ZM74 195V194H73ZM72 195V196H73ZM77 195H80V194H77ZM76 195V196H77ZM82 195V194H81ZM84 195V196H85ZM96 195V194H95ZM97 195H98V193H97ZM112 195H110V196H112ZM115 195H117V194H115ZM128 195V196H129ZM145 195H147V194H145ZM159 195H162V194H159ZM169 195V196H170ZM173 195V194H172ZM175 195V194H174ZM173 195V196H174ZM183 194H182V192H181V195H179V196H182ZM195 195V194H194ZM194 195H193V197H194ZM215 195V194H214ZM27 196V195H26ZM38 196V195H37ZM88 196V195H87ZM86 196V197H87ZM91 196V195H90ZM119 195H117V197H118ZM131 196V195H130ZM142 196V195H141ZM167 196V195H166ZM168 196V197H169ZM184 196H185V191H184ZM17 197V196H16ZM36 197V196H35ZM41 197V196H40ZM45 197V198H46ZM55 197V196H54ZM53 197V198H54ZM75 197V196H74ZM73 197V198H74ZM81 197V196H80ZM94 197V196H93ZM100 197V196H99ZM102 197V196H101ZM104 197H105V195H104ZM106 197H108L109 198V195L108 196H106ZM113 197V196H112ZM116 197V198H117ZM124 197H122V199L124 198ZM143 197V196H142ZM146 196H144V198H145ZM162 197V196H161ZM161 197H159L158 196V198H161ZM167 197V198H168ZM175 197H176V195H175ZM174 197V198H175ZM183 197V196H182ZM196 198H197V196H195ZM203 197V196H202ZM5 198V197H4ZM49 198H50V196H49ZM52 198V197H51ZM52 198V199H53ZM79 198V197H78ZM88 198V197H87ZM130 198H132V197H130ZM129 198V199H130ZM143 198V199H144ZM165 198V197H164ZM171 198V197H170ZM173 198V197H172ZM184 198V197H183ZM191 198V197H190ZM9 199H10V197H9ZM92 199V198H91ZM106 199V198H105ZM104 199V200H105ZM128 199V198H127ZM126 199V200H127ZM128 199V200H129ZM140 199V198H139ZM142 198H141V200H140V202H142V200H143ZM147 198H145L143 201H145ZM1 200V199H0ZM6 200H7V198H6ZM12 200V199H11ZM53 200H55V199H53ZM72 200H75V199H72ZM72 200H71V202H72ZM94 200V199H93ZM99 200H101L100 198H99ZM109 200V199H108ZM161 200V199H160ZM159 200V201H160ZM169 200V199H168ZM5 201V200H4ZM17 201V200H16ZM48 201V200H47ZM80 201V200H79ZM82 201H84V200H82ZM97 201V200H96ZM101 201H103V198H102V200ZM106 201V200H105ZM105 201H103L104 203H105ZM113 201H115V200H113ZM122 201V200H121ZM154 201H156V200H154ZM163 201H164V199H163ZM8 202V201H7ZM20 202V201H19ZM24 202V201H23ZM38 202H39V200H38ZM116 202V201H115ZM120 202V201H119ZM124 202V201H123ZM140 202L138 201V203L140 204ZM148 202V201H147ZM158 202V201H157ZM161 202V201H160ZM178 202V201H177ZM180 202V201H179ZM178 202V203H179ZM18 203V202H17ZM63 203V202H62ZM74 203L75 202H73V203H71V205L73 204L74 205ZM76 203H77V201H76ZM80 203V202H79ZM82 203V202H81ZM86 203V202H85ZM103 203V204H104ZM106 203H108V202H106ZM117 203H118V201H117ZM137 203V204H138ZM144 203V202H143ZM143 203H141L142 205H144ZM165 203V205H169V208H170V203H167L166 201L164 202ZM175 203V202H174ZM9 204V203H8ZM50 204H52V203H50ZM102 204V203H101ZM101 204L99 203V205L101 206ZM151 204V203H150ZM175 204H177V203H175ZM242 204V203H241ZM24 205V204H23ZM53 205V204H52ZM72 205V207H74ZM76 205V204H75ZM110 205H111V203H110ZM113 205V204H112ZM167 205V206H168ZM5 207L7 206V205H4ZM38 206V205H37ZM97 206V205H96ZM99 206V207H100ZM103 206V205H102ZM102 206L100 207V209L102 208ZM105 206H106V204H105ZM136 206V205H135ZM11 207V206H10ZM19 207H21V206H19ZM56 207V206H55ZM128 207V206H127ZM139 207H141V205H139ZM2 208H4V207H2ZM7 208V207H6ZM14 208V207H13ZM84 208V207H83ZM104 208V207H103ZM135 208H138L137 206L135 207ZM7 209H9V208H7ZM12 209V208H11ZM57 209V208H56ZM105 209V208H104ZM107 209V208H106ZM139 209V208H138ZM141 209V208H140ZM140 209H139V211H140ZM4 210V209H3ZM6 210V209H5ZM4 210V211H5ZM10 210V209H9ZM22 210V209H21ZM26 210V209H25ZM53 210V209H52ZM70 210V209H69ZM68 210V211H69ZM84 210V209H83ZM110 210V209H109ZM136 211H138L137 209H135ZM168 210V209H167ZM13 211V210H12ZM11 211V212H12ZM15 211V210H14ZM13 211V212H14ZM57 211V210H56ZM55 211V212H56ZM59 211V210H58ZM138 211V212H139ZM142 211V210H141ZM7 212H8V210H7ZM159 212V211H158ZM2 213V212H1ZM21 213V212H20ZM49 213V212H48ZM103 213V212H102ZM126 213V212H125ZM132 213H134V211L132 212ZM131 213V214H132ZM11 214V213H10ZM22 214V213H21ZM25 214H27V213H25ZM32 214V213H31ZM37 214V213H36ZM135 214H137V213H135ZM0 215H2L3 216V214H0ZM12 215V214H11ZM10 215V216H11ZM30 215V214H29ZM165 215V214H164ZM6 216H9V215H5V217ZM22 216V215H21ZM57 216V215H56ZM102 216V215H101ZM130 217V216H129ZM204 217V216H203ZM236 217V216H235ZM50 218V217H49ZM56 218V217H55ZM131 218V217H130ZM52 219V218H51ZM73 219V218H72ZM76 219V218H75ZM132 219V218H131ZM33 220V219H32ZM53 220V219H52ZM56 220V219H55ZM54 220V221H55ZM30 221V220H29ZM38 221V220H37ZM47 221V220H46ZM64 221V220H63ZM49 222V221H48ZM50 222H52L51 220H50ZM50 222H49V224H50ZM56 222V221H55ZM57 223V222H56ZM71 223V222H70ZM170 223V222H169ZM175 223V222H174ZM47 224V223H46ZM40 225V224H39ZM53 225V224H52ZM21 226V225H20ZM61 226V228H62V225H60ZM60 226H59V228H60ZM26 227H27V225H26ZM39 227V229H40V226H38ZM46 227V226H45ZM50 227V226H49ZM2 228V227H1ZM1 228H0V230H1ZM4 228V227H3ZM9 228V227H8ZM119 228V227H118ZM259 228V227H258ZM5 229V228H4ZM51 228H49V230H50ZM17 230V229H16ZM45 230V229H44ZM52 230V229H51ZM68 230V229H67ZM108 230V229H107ZM9 232V231H8ZM22 232H24V231H22ZM61 232H62V230H61ZM60 232V233H61ZM2 233V232H1ZM28 233V232H27ZM31 233V232H30ZM37 233V232H36ZM48 233V232H47ZM4 234V233H3ZM42 234V233H41ZM17 235V234H16ZM30 235V234H29ZM57 235H59V233L57 234ZM65 234H63V236H64ZM1 236V235H0ZM31 236V235H30ZM28 237V236H27ZM26 237V238H27ZM37 237V236H36ZM35 237V238H36ZM107 237H108V235H107ZM151 237V236H150ZM13 238V237H12ZM32 238V237H31ZM55 238V237H54ZM218 238V237H217ZM24 239V238H23ZM64 239V238H63ZM12 240V239H11ZM34 240V239H33ZM42 240V239H41ZM10 242V241H9ZM13 241H11V243H12ZM23 242V241H22ZM31 242V241H30ZM46 242V241H45ZM105 242V241H104ZM109 242V241H108ZM2 243V242H1ZM1 243H0V245H1ZM28 243V242H27ZM32 243V242H31ZM42 243V242H41ZM50 243H52V242H50ZM59 244V243H58ZM244 244V243H243ZM6 245V244H5ZM4 245V246H5ZM83 245V244H82ZM30 246V245H29ZM57 246V245H56ZM75 246V245H74ZM7 247V246H6ZM9 247V246H8ZM37 247H39V246H37ZM46 247H48V246H46ZM85 247V246H84ZM27 248H29V247H27ZM35 248V247H34ZM152 248V247H151ZM174 248V247H173ZM247 248V247H246ZM22 249V248H21ZM38 249V248H37ZM59 249V248H58ZM91 249V248H90ZM18 250V249H17ZM34 251V250H33ZM39 251V250H38ZM177 251V249H174V252H176ZM59 252V251H58ZM84 252H86V251H84ZM119 252V251H118ZM180 252V251H179ZM22 253V252H21ZM57 253V252H56ZM24 254V253H23ZM3 255V254H2ZM32 255V254H31ZM53 255V254H52ZM61 255V254H60ZM18 256V255H17ZM42 256V255H41ZM56 257V256H55ZM86 257V256H85ZM220 257V256H219ZM3 258V257H2ZM12 258V257H11ZM65 258V257H64ZM5 259V258H4ZM44 259V258H43ZM42 259V260H43ZM0 260H1V258H0ZM182 260V259H181ZM206 260V259H205ZM20 261V260H19ZM18 261V262H19ZM100 261V260H99ZM1 262V261H0ZM3 262H4V260H3ZM22 262V261H21ZM27 262H28V260H27ZM170 262V261H169ZM43 263V262H42ZM55 263V262H54ZM61 263V262H60ZM5 264V263H4ZM56 264V263H55Z\"/></svg>",
  "mask_w": 264,
  "mask_h": 264
}]
</instances>
